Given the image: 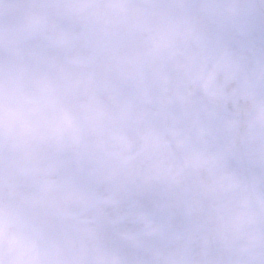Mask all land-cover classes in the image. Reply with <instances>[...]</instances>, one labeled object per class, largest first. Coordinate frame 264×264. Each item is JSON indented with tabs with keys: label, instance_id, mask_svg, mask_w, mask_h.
Instances as JSON below:
<instances>
[{
	"label": "clouds",
	"instance_id": "obj_1",
	"mask_svg": "<svg viewBox=\"0 0 264 264\" xmlns=\"http://www.w3.org/2000/svg\"><path fill=\"white\" fill-rule=\"evenodd\" d=\"M0 264H264V0H0Z\"/></svg>",
	"mask_w": 264,
	"mask_h": 264
}]
</instances>
